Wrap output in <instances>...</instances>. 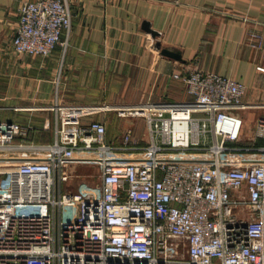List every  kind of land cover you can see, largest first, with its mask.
Segmentation results:
<instances>
[{"label":"built area","instance_id":"built-area-1","mask_svg":"<svg viewBox=\"0 0 264 264\" xmlns=\"http://www.w3.org/2000/svg\"><path fill=\"white\" fill-rule=\"evenodd\" d=\"M16 52L49 55L72 26L68 0H25ZM262 50L264 31L247 28ZM190 98L119 106L146 118L147 137L119 145L104 106L56 102V137L0 120V264H264V114L244 137L247 84L201 68L176 71ZM21 136L23 141L16 142ZM17 159L16 162H12ZM4 161V162H3ZM68 162L96 165L71 188ZM68 183V184H66Z\"/></svg>","mask_w":264,"mask_h":264},{"label":"crops","instance_id":"crops-1","mask_svg":"<svg viewBox=\"0 0 264 264\" xmlns=\"http://www.w3.org/2000/svg\"><path fill=\"white\" fill-rule=\"evenodd\" d=\"M23 1L0 0V120L28 126L25 140L31 144L55 140L56 102L108 105L89 118L107 124L109 143L119 145L129 125L139 136L118 107L190 98L184 82L172 76L188 68L231 75L247 84L246 102H264V56L246 37L250 26L264 31V0H68L72 26L62 35L67 44L46 56L13 47ZM144 21L159 34L147 31ZM162 47L182 59L163 54ZM261 109L242 110L244 137ZM8 183L9 174L0 173V184Z\"/></svg>","mask_w":264,"mask_h":264},{"label":"rangeland","instance_id":"rangeland-1","mask_svg":"<svg viewBox=\"0 0 264 264\" xmlns=\"http://www.w3.org/2000/svg\"><path fill=\"white\" fill-rule=\"evenodd\" d=\"M61 103H75V102H61ZM117 111L119 112V110H117ZM257 112H259L260 114H264V108H263V110L261 109ZM241 113L243 114V111H241ZM122 116H124L126 118L128 123L130 122L136 126L137 133L140 137H142V138L147 137V126H146L145 116L132 115L131 113H127L126 115H122ZM252 116H253V114H251V117ZM253 118H255V116ZM96 119H98V118H96ZM253 127H254V124L252 125V127L246 128V130H248V132H249L252 130ZM68 167H70L68 169H70L71 171L74 170L73 172L75 174V176L68 183L75 184V185L78 183H82L85 180H87L89 182L93 181L94 176L98 173V167L96 165H87V164L83 165L82 164V165L76 166V165H74V163L68 162ZM68 183H66V184H68Z\"/></svg>","mask_w":264,"mask_h":264},{"label":"water","instance_id":"water-1","mask_svg":"<svg viewBox=\"0 0 264 264\" xmlns=\"http://www.w3.org/2000/svg\"><path fill=\"white\" fill-rule=\"evenodd\" d=\"M143 26H144V28L147 31L151 32L153 36H156V35L159 34V31L158 30H156V29H154V28L151 27V24H150L149 21H144ZM161 50H162V53L163 54H166L168 56H172L174 58L182 59L181 53L178 52V51H175V50L171 49L170 47H162Z\"/></svg>","mask_w":264,"mask_h":264},{"label":"bare ground","instance_id":"bare-ground-1","mask_svg":"<svg viewBox=\"0 0 264 264\" xmlns=\"http://www.w3.org/2000/svg\"><path fill=\"white\" fill-rule=\"evenodd\" d=\"M98 106H104L105 108H107V107H108V105H98Z\"/></svg>","mask_w":264,"mask_h":264}]
</instances>
